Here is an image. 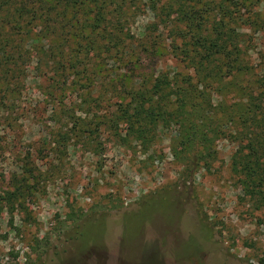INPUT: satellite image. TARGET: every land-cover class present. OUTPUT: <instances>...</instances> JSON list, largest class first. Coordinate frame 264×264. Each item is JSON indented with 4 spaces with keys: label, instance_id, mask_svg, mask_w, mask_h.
Returning a JSON list of instances; mask_svg holds the SVG:
<instances>
[{
    "label": "rangeland",
    "instance_id": "374dc122",
    "mask_svg": "<svg viewBox=\"0 0 264 264\" xmlns=\"http://www.w3.org/2000/svg\"><path fill=\"white\" fill-rule=\"evenodd\" d=\"M254 11L264 26V0ZM151 20L146 12L128 24L136 41L123 50L133 63L115 62L102 45L89 60L95 63L91 87L64 92L66 101L85 100L80 108L88 116L81 131L63 139V122L52 113L63 96L61 71L45 56L48 40L31 41L42 51L32 55L19 93L0 113V174L24 169L31 176L17 203L22 208L0 211V264H264V215L230 170L236 142L221 138L217 159L184 184L173 157L174 126L159 127L144 149L120 140L104 121L136 76L191 73L172 52L173 23L136 55ZM258 28L245 36L255 74L264 71V27ZM219 98L213 95L214 102Z\"/></svg>",
    "mask_w": 264,
    "mask_h": 264
},
{
    "label": "trees",
    "instance_id": "16d2710c",
    "mask_svg": "<svg viewBox=\"0 0 264 264\" xmlns=\"http://www.w3.org/2000/svg\"><path fill=\"white\" fill-rule=\"evenodd\" d=\"M259 2L0 0V113L19 93L37 50L30 43L40 37L50 44L45 56L53 59L56 73L61 71L63 96L59 110L52 112L63 122L60 137L74 129L81 131L88 116L80 108L85 100L66 101L64 92L91 87L90 70L95 63L89 60L98 56L102 45L115 62L133 63L129 59L126 63L125 58L133 54L123 50H131L136 41L128 24L149 12L152 20L144 26L145 39L139 43L143 48L136 55L148 51L144 46L156 44L148 39L161 26L173 23L172 52L191 73L159 70L152 78L136 76L104 121L120 140L136 141L144 149L155 142L159 127L174 126L173 157L182 165L179 177L184 184L217 159L221 138L236 142L230 170L243 195L264 215V71L255 74L249 64L252 48L245 38L253 26L264 27L254 11ZM81 74L85 76L80 78ZM214 94L220 96L216 102ZM229 95L231 101H227ZM25 173L24 169H4L0 174V185L8 178L6 188L0 187V211L13 214L22 208L17 203L31 177Z\"/></svg>",
    "mask_w": 264,
    "mask_h": 264
}]
</instances>
